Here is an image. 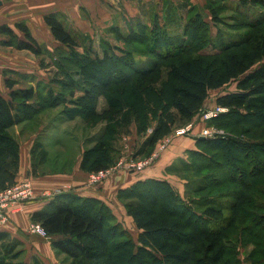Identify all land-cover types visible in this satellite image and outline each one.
Wrapping results in <instances>:
<instances>
[{
	"label": "trees",
	"instance_id": "trees-1",
	"mask_svg": "<svg viewBox=\"0 0 264 264\" xmlns=\"http://www.w3.org/2000/svg\"><path fill=\"white\" fill-rule=\"evenodd\" d=\"M215 1L207 7L217 25ZM248 2L264 6V0H241L244 5ZM237 9L252 34L241 43V39L223 43L218 53L200 52L209 43L211 27L200 13L190 18L178 37L163 29L156 34L154 28L150 54L162 61L174 59L166 66L164 79L163 62L139 64L122 46L103 49L100 55L93 50L91 36L70 28L61 13L45 15L59 42L54 50L57 71L51 79L55 87L44 95L33 87L11 90V100L0 95V188L12 184L18 170L19 143L9 129L48 107L64 105L63 115L80 117L89 128L109 123L95 145L82 153L80 168L92 172L116 162L113 142L122 130L113 121L122 109L124 121H134L137 132L146 135L138 155H149L180 120L188 122L200 112L211 90L238 81V90L217 97V104L229 110L208 122L227 133L196 137V147L188 150L187 157L166 168L168 173L183 168L202 174L195 176L199 182L186 178L184 198L166 179L146 178L118 190V198L127 200V212L141 229L137 241L112 208L96 197L59 191L32 214L33 222L50 236H59L52 245L65 254L66 264H264V15L248 16ZM16 27L24 39L2 25L0 33L9 36L2 43L41 53L29 27L24 22ZM7 85L13 87L10 79ZM79 88L81 94L74 95ZM103 99L106 103L99 111ZM242 134L249 138L243 140ZM34 148L33 154L40 149L41 162L47 158L40 141ZM202 193L203 198L195 197ZM23 252L21 241L0 232V264H25Z\"/></svg>",
	"mask_w": 264,
	"mask_h": 264
},
{
	"label": "crops",
	"instance_id": "crops-1",
	"mask_svg": "<svg viewBox=\"0 0 264 264\" xmlns=\"http://www.w3.org/2000/svg\"><path fill=\"white\" fill-rule=\"evenodd\" d=\"M1 1L0 26H10L19 39H24V32L16 27L17 22H24L37 40L39 48L42 49L41 53H36L31 49L18 48L13 44L2 43L9 40V36L0 33V95L7 100H11V90L33 87L35 92L44 95L50 86L55 87L51 79L57 70L54 50L59 42L54 38L51 28L45 21L46 14L59 12L70 28L77 32L82 31L91 34V37L94 38L95 29H99L104 37V32L113 33L115 26L121 24L129 28H135L132 26L133 23H150V20L147 21V19H151V17L152 21L158 20L162 23L164 16H160L159 11L164 8L163 15H167L166 9H169V5L167 7L163 5V0ZM174 1L176 2V0ZM155 6L157 9L153 14L151 9ZM168 18L167 16L166 21ZM103 39L106 40L105 37ZM7 79L11 80L13 87L7 85ZM209 100L208 97L200 112L207 107ZM216 102L217 97L215 98ZM48 109H44L31 121L15 124L12 129H9L15 131L19 143L18 170L11 181L31 179L35 189V197L24 205L23 210L11 213V221L1 226L0 232H8L12 238L21 241V249L24 250L21 260L25 264H32L35 260H39L42 264H66L65 254L58 253L52 245V241L59 238V236L45 237L39 233L31 232L29 229L31 222H33L32 214L45 207L51 200L53 192L65 191L81 196L96 197L105 201L112 208L116 219L137 241L141 229L138 228L127 210L121 207L123 203L117 196L118 190L139 180L157 178L168 180L179 192H182L184 187L182 180L176 175L168 173L166 168L178 158L184 157L186 149L194 148L196 137L176 138L155 164L141 173L120 171L107 178L103 184L92 186L89 184V172L80 168L83 147L81 150L79 149V155L70 169L57 170L51 168L50 170H39L36 174L33 173L32 165L36 161L33 158L32 149L37 141H42L37 140L39 136H46L47 133L45 132L48 131L52 134H66L69 129V126L63 125L67 121L62 122L60 125L55 122L51 124L55 119V115H51L52 109ZM200 112L192 118L197 119V132L204 124L198 119ZM37 119H39L37 124L40 125L37 129L32 130L30 124L37 121ZM133 130H136V127H133ZM49 141L47 137L45 141L41 142L46 150H48ZM47 159H43L42 163L45 164ZM36 165L43 166L37 162ZM8 181L6 180V182ZM244 264L250 263L245 262Z\"/></svg>",
	"mask_w": 264,
	"mask_h": 264
},
{
	"label": "rangeland",
	"instance_id": "rangeland-1",
	"mask_svg": "<svg viewBox=\"0 0 264 264\" xmlns=\"http://www.w3.org/2000/svg\"><path fill=\"white\" fill-rule=\"evenodd\" d=\"M209 1L210 0H176L175 2L174 0H163V5L165 7L169 5V9H166V13L168 12L167 15H163L165 11L164 8L160 9L159 11L160 16H164L162 18V23H160V21L158 20L152 21L153 19L151 17V19L150 18L147 19V21L150 20V23H145V24H138V22L133 23L132 26H134L135 28L133 27L129 28V27L124 26L123 24L117 25L115 26L113 33L104 32V37L106 38V40L103 39L104 37L100 33V30L95 29L94 30L95 33L93 34L94 38L91 37V41L93 44V50L96 53L103 55V49H107V48L112 49L113 46L114 48H116V46L117 47L122 46L126 48L127 50H130L131 52H133V55L136 58V62H138L139 64H142V65L146 64L150 66L152 62L154 63V61H156L157 63L163 62V67L161 68V70L163 71L162 73H160V77L164 79L166 78V75H167L166 66L171 64V61L174 59L162 61L159 58L153 57L150 54V51L152 48L150 46L151 40L149 39L150 37L154 38V34H153V31H155L154 28H156V34L159 30L163 29L162 31H166L171 36L176 35V37H178L179 35H181V32H183L185 25L190 21V18L196 15V13H200L201 15H203L205 19L207 18L208 21H210L209 23L211 25L210 33H209V43L207 42V44L204 46L202 50H200V52L203 51L205 53L212 54V53H218L220 49L222 48L223 43L229 44V43H232L234 40H238V39H241L240 41L241 43L242 41H244V38L246 36L252 34V29L245 24L246 21L244 20V18L242 17V15L240 14L237 8H239V10L244 11L248 16L256 17V16L264 15V6H260V4L253 5L250 2H248L247 5H244V3L241 4V0H216L215 6H218V9H219L218 16H219L220 22L217 25H215L214 22L211 20L212 18H211L210 9L207 7L209 5ZM156 9L157 8L155 6L154 8L151 9V12L154 14ZM167 16L170 19L168 18V20L166 21ZM140 33H142L143 36H141ZM85 34H88V33H85ZM82 37L81 38L79 37L80 41L81 42L86 41V39ZM241 46L242 48L246 47V45H241ZM80 51H83V50L80 49ZM183 56H187V55H181L179 57H183ZM257 66L258 65H255L254 68ZM78 80H81V78H79ZM235 90H238V81L236 80L231 81L230 83H228L222 88L212 90L209 94L210 100L208 101V105L205 109H210L218 105L217 102L215 103V98L218 97L219 95L226 93V92L235 91ZM79 94H81L80 88L77 90V92L74 93V95L78 96ZM105 103H106V100L104 99L100 102L98 106L99 111H102V108L104 107ZM63 107L64 105H59L56 107H48L52 109L50 114L55 115V119L53 123L51 124H54L55 122V123H58V125H60L62 122L67 121V123L63 125L69 126V129L67 130L68 132H66V134H60V133L52 134L48 131V132H45L48 134V136L47 134L46 136L45 135L39 136L37 140L45 141V139L48 137L50 141H49V144L47 145L48 150L46 151L48 154V159L46 158L47 161L45 164L42 163L43 161L39 162L40 155H41L40 149H36V152H34V154H33V149L35 148L33 147L32 149L34 160L38 164L43 165V166H38L36 165V162L35 164L33 163L32 170H33V173L35 174L39 170L41 171L43 169L44 170H48V169L50 170L51 168L57 169V170L70 169L74 165L77 159V156L79 155V152L82 149V147L86 149V148H91L92 146H94L98 138L103 133L104 125L109 124L106 121H101L97 123L95 127L89 128L85 125L84 121L80 117L69 118L63 115L61 112ZM48 108L46 109L49 110ZM201 113L202 112H200L199 115H201ZM124 114H125V110L122 109L120 114L117 115L115 119L116 123H114L113 121V125L116 127H120V130H122V133L119 134V138L117 139V141L113 142V144H115V146L117 147L116 150H114L112 153L113 157L115 156L116 162H118L120 159H128V158L138 159L139 157L141 158V157L147 156V155H144V156L138 155L139 153L137 151V149L140 147L146 135L142 133L141 134L138 133L137 129L133 130V127H136L134 121L131 122L132 124L131 123L127 124L124 121ZM38 120L39 119H37V121L32 122L30 124L31 126L30 128L32 130H35L39 127L40 124H37ZM188 122H185V120H180L178 127H181L187 124ZM207 124L209 123L207 122ZM148 131L150 132L151 129H149ZM8 132L12 137L16 139V134L14 133L15 131L9 130ZM225 132L227 133L226 130ZM136 133L137 135H135ZM229 134L233 136L232 133H229ZM184 137H191V136H184ZM240 138H243V140H245V139H248L249 137L242 134ZM193 147L194 148L196 147V142ZM188 150L189 149H186L185 151L186 155L183 158L187 157ZM116 162H114L113 164H115ZM146 169H144L143 171H145ZM143 171H139L136 173H141ZM124 172L130 173L132 171H124ZM171 174L176 175L177 177H179V179L182 180L184 187H183V191L180 192L179 195H181L183 198L185 197L184 196L185 191L187 190L186 178L189 177L192 180L195 179L199 182V179H198L199 177H195V176H202V174H197L193 172L192 170L186 171L183 168L176 171V173H171ZM205 195L206 193H202L201 195H198V196L195 195V197L203 198V196ZM191 198L193 199L194 197H191ZM187 200L189 201L190 199L187 198ZM197 200H200V199H197ZM120 201L121 203H123L121 204V207H123L124 210H127V207H126L127 200H124V201L120 200ZM21 259H22V256H21Z\"/></svg>",
	"mask_w": 264,
	"mask_h": 264
},
{
	"label": "built area",
	"instance_id": "built-area-1",
	"mask_svg": "<svg viewBox=\"0 0 264 264\" xmlns=\"http://www.w3.org/2000/svg\"><path fill=\"white\" fill-rule=\"evenodd\" d=\"M228 107L216 105L213 108L205 109L201 115L198 116L204 125L197 132V119H192L187 124L173 129V131L162 138L155 149L147 156L139 157L138 159L128 158L120 159L110 167L92 171L89 173V184L92 186H99L105 182L107 178L120 171L139 172L151 167L159 159L164 151L173 143L178 137L195 136L204 138H217L226 134L225 130L215 125H209L211 119L220 113L228 111ZM59 192V191H57ZM56 192L51 194V197ZM35 197V189L31 179L26 178L18 180L6 187L0 188V227L11 221V213L23 210L24 205ZM29 229L31 232L39 233L45 237L50 235L38 222H31Z\"/></svg>",
	"mask_w": 264,
	"mask_h": 264
},
{
	"label": "water",
	"instance_id": "water-1",
	"mask_svg": "<svg viewBox=\"0 0 264 264\" xmlns=\"http://www.w3.org/2000/svg\"><path fill=\"white\" fill-rule=\"evenodd\" d=\"M2 4V1L0 0V5ZM200 138H204L203 136H201Z\"/></svg>",
	"mask_w": 264,
	"mask_h": 264
}]
</instances>
